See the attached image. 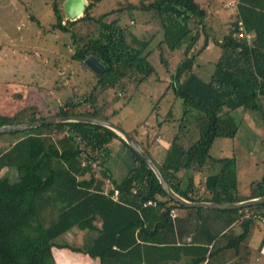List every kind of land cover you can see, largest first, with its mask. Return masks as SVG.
Returning a JSON list of instances; mask_svg holds the SVG:
<instances>
[{
    "label": "trees",
    "instance_id": "obj_1",
    "mask_svg": "<svg viewBox=\"0 0 264 264\" xmlns=\"http://www.w3.org/2000/svg\"><path fill=\"white\" fill-rule=\"evenodd\" d=\"M103 1L87 4L79 20L85 27L77 31L78 20L62 23L64 12L57 0L44 3L54 18L46 33L69 35L70 45L61 38L56 43L62 42L66 50L71 47V62L65 63L90 73V90L72 87L51 115L37 105L11 115L0 113V127L48 116H84L120 126L113 118L121 107L111 110L113 103L118 98L128 103L155 74L146 51L149 40H135L128 26L120 24L124 15L144 13L159 25L157 49L179 51L185 43L167 86L172 103L163 116L156 114L152 125L154 138L163 128H176L177 133L161 163L150 154L147 137L139 142L127 133L154 161L172 191L189 202L237 203L264 197V174L241 197L236 158L211 155L217 139L235 138L234 111L254 112L264 122V0H229L233 8L224 0L228 31L207 80L195 68L201 67L197 59L216 40L212 24L219 16L210 11L215 0H115L107 11L96 12ZM32 15L28 13L35 21ZM130 23L135 24L132 19ZM88 24L98 26L97 37ZM239 24L250 39L237 37ZM58 52L55 61L60 63L65 54ZM90 56L103 65L99 74L85 65ZM16 135L17 141L9 139ZM0 138V264H56L53 249L98 264H212L224 251L232 264H249L251 239L264 225V204L232 210L183 206L165 193L147 162L104 126L61 122L1 133ZM116 143L132 164L120 181L107 167ZM3 171L6 178L1 177ZM13 171L16 181L10 179ZM262 230L258 250L264 244ZM75 231L82 234L80 245L64 240Z\"/></svg>",
    "mask_w": 264,
    "mask_h": 264
},
{
    "label": "rangeland",
    "instance_id": "obj_2",
    "mask_svg": "<svg viewBox=\"0 0 264 264\" xmlns=\"http://www.w3.org/2000/svg\"><path fill=\"white\" fill-rule=\"evenodd\" d=\"M21 1L24 3L27 1L33 2V6L27 10V13L31 12L37 23H25L22 28L15 29V26L9 25L4 17L2 24L4 29L7 30L3 31L5 36H2L0 32V113L11 115L21 107L37 105L45 115L49 113L51 115L57 111L61 101L71 95L72 87H79L85 92L90 90L92 85H89V78L87 77V74L90 73L82 71L75 64L64 62H71V47L66 50V46L63 48L62 42L56 45L55 41L61 38V40H65L67 45H70L69 35L65 36L58 32L54 34L46 33V30L54 22L49 6L44 4L50 0ZM57 1L62 6L65 0ZM90 1L87 0V4ZM114 1L104 0L97 7L96 12L103 13L107 11ZM196 1L203 2V0ZM225 1L215 0L211 5L210 11L219 16L216 23L212 24L216 40L197 59L198 65L202 64L201 67L195 68L196 73L204 80L208 79L213 70L214 62L220 53L219 44L228 31L225 23L228 11L222 8ZM227 6L233 8L234 2L229 1ZM2 12H0V16ZM10 16H13V14H10ZM82 17L83 15L77 20L79 21ZM111 18L112 16L107 17L105 21L107 22ZM130 18L134 21V25L130 23ZM67 20L66 15L63 14L62 23L64 25L67 24ZM76 24L74 26L75 31L80 27H85L81 25L82 21ZM120 24L128 26L131 34L135 36V40H149L146 51L150 52L148 60L154 67L155 74L139 86L128 103L124 105L126 101L124 98H118L113 103L111 110L121 107L120 113L113 118V122L119 124V127L125 132L132 133L139 142L145 141L147 137L152 142L149 147L150 154L156 162L161 161L177 130L173 127L163 128L160 137L154 138L156 132L152 130L154 129L152 125L156 121V114L159 113L163 116L172 103V94L169 91L167 92V86L170 81V74L183 56L182 50L185 43L181 44L179 51L170 52L165 48L162 50L157 49L161 39L159 25L150 18V15L144 13L132 12L131 15H124L120 19ZM88 27L94 31L92 36L97 37L98 26L94 27L93 24H88ZM33 31H35L34 35H32ZM2 37H5V39ZM58 51H64L65 54L60 63L57 60L55 61V54ZM233 116L238 124V132L235 138L217 139L212 145L211 155L215 158L233 156L236 158L238 193L239 196L244 197L249 194V184L259 180L264 174V122L258 114L243 109L234 111ZM19 136L16 135L9 139L13 140ZM0 141H2V144L4 143L1 138ZM117 148H119L117 145L111 148L112 158L107 161V167L113 171L115 179L120 181L132 164L128 152L126 150L123 152ZM3 172L1 177L6 178L7 173L5 172L7 171ZM200 178L197 175L196 182H199ZM10 179L11 181L17 180L15 171H13ZM261 226L264 229V225ZM262 229H258L260 232H254L251 239L255 247L262 239ZM81 235V233L75 231L73 234H66L64 240L70 244L80 245ZM61 241L62 239L59 242ZM53 255L56 264L91 263L86 256L67 250L53 249ZM256 262L254 260L253 264Z\"/></svg>",
    "mask_w": 264,
    "mask_h": 264
},
{
    "label": "water",
    "instance_id": "obj_3",
    "mask_svg": "<svg viewBox=\"0 0 264 264\" xmlns=\"http://www.w3.org/2000/svg\"><path fill=\"white\" fill-rule=\"evenodd\" d=\"M86 6H87V0H65L62 4V9L68 21L73 22L83 15ZM85 65L89 68L91 72L95 74H99L104 68L103 65L93 56H90L85 60ZM61 122H80V123H87L93 125H100L114 131L138 155H140L147 162V164L149 165V167L157 177L160 185L164 189L165 193L175 202L183 206L189 208L194 207V208H206V209H217V210H232V209H241V208H247L251 206L264 204V197L250 199L237 203L189 202L181 198L175 192L172 191V189L167 184L166 180L164 179L163 175L161 174L160 170L158 169L154 161L144 151L141 150V148L138 146L135 140L131 138V136L127 132H125L121 127L107 120L84 117V116H51L44 120H40L34 123L0 127V134L5 132L34 128L44 124H53V123H61Z\"/></svg>",
    "mask_w": 264,
    "mask_h": 264
},
{
    "label": "crops",
    "instance_id": "obj_4",
    "mask_svg": "<svg viewBox=\"0 0 264 264\" xmlns=\"http://www.w3.org/2000/svg\"><path fill=\"white\" fill-rule=\"evenodd\" d=\"M32 3H33L32 1H27L26 3H24L21 0H0V12L3 11L2 12L3 15L1 13V16H0V25H1L0 26V32H1L2 36H5L3 31L7 30V29H4V25L2 24L4 17L6 18V21L9 25L15 26V29L22 28L25 23H28V24L30 22L32 24L35 23V21H33L32 18L30 19L27 11L25 10V9L31 8L33 6ZM4 11H7V12L5 13ZM10 14H13V16H10ZM37 32H36V34H37ZM34 33H35V31H33L32 35H34ZM2 38L5 39V37H2ZM55 44L57 45L56 41H55ZM17 140H18V138H15L12 141H17ZM115 145L120 147V144L116 143ZM162 160H163V158L161 159V161L158 160L157 162L161 163ZM251 246H252V254L250 257L249 264H253L254 260L257 261L255 264H264V245L260 250H258L259 243H258L257 247H255V246H253V244L251 242ZM226 256H229V252L224 251L223 253H221L218 256V258H216L215 261L212 262V264H232V261L230 259H226V258H228ZM87 259H89V258L87 257ZM226 260H229V261L225 262ZM88 261L91 262L88 264H98L97 260L89 259ZM184 261L185 260H182L178 264H186ZM203 264H205V263H203Z\"/></svg>",
    "mask_w": 264,
    "mask_h": 264
},
{
    "label": "built area",
    "instance_id": "obj_5",
    "mask_svg": "<svg viewBox=\"0 0 264 264\" xmlns=\"http://www.w3.org/2000/svg\"><path fill=\"white\" fill-rule=\"evenodd\" d=\"M239 26H240V28H239V32L237 34V37L240 38V39H244V38L250 39L249 36H247L245 34L242 25L239 24ZM117 195H118V192L116 190H114V193H113V196H112L113 200H115V201L117 200Z\"/></svg>",
    "mask_w": 264,
    "mask_h": 264
}]
</instances>
